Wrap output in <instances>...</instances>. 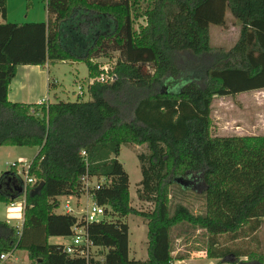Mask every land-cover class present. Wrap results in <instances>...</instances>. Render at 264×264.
Instances as JSON below:
<instances>
[{
  "label": "trees",
  "instance_id": "obj_1",
  "mask_svg": "<svg viewBox=\"0 0 264 264\" xmlns=\"http://www.w3.org/2000/svg\"><path fill=\"white\" fill-rule=\"evenodd\" d=\"M44 1L46 23H0V148L37 149L27 171L33 184L17 163L0 173V203L25 193L21 227L0 220V255L23 251L31 264H172L203 251L217 264H264L258 242L239 245L264 221V135L212 136L210 116L214 97L264 90V0H153L146 8L139 0ZM226 10L240 24L238 38L227 51L213 49L209 26L223 27ZM66 36L85 43L81 53L64 46ZM98 59L115 60L113 82L89 83L101 73ZM66 61L85 64L88 101H8L17 66ZM121 146L145 148L136 154V194L149 211L130 204ZM83 179L98 183L88 189L103 208L98 223L56 212L58 197L85 194ZM174 189L197 197L200 212L173 203ZM129 215L145 222V260L128 256ZM74 226L94 248L88 258L47 242L71 238ZM179 226L196 246L173 256L170 233Z\"/></svg>",
  "mask_w": 264,
  "mask_h": 264
},
{
  "label": "rangeland",
  "instance_id": "obj_2",
  "mask_svg": "<svg viewBox=\"0 0 264 264\" xmlns=\"http://www.w3.org/2000/svg\"><path fill=\"white\" fill-rule=\"evenodd\" d=\"M23 1V2H21ZM34 4L33 13L37 19L45 18V1L44 0H30ZM153 0H139L141 8H146L151 5ZM29 0H9L8 11L12 18L20 20L17 22L26 23V12L29 10L26 7ZM31 13V12H30ZM140 21V20H139ZM225 25L223 27L210 25L209 26V45L213 49H220L227 51L236 42L239 34L240 24L235 20L228 10L224 15ZM87 28L90 27L87 25ZM79 34L84 28H78ZM86 31V30H84ZM90 39H87L89 41ZM63 44L69 50H73L76 53H81L82 48L85 46L76 41L75 37L66 36L62 39ZM98 63L105 65L109 72L113 71V65L115 60L98 59ZM43 80L47 78L50 84L55 82V86L47 90L44 84V91L38 97V100L32 101L33 103H40L42 101L55 103L64 102L71 103L76 102L79 99V95H83V101H88L90 98L87 94V77L88 70L82 62H56L50 64L49 68L43 69ZM48 82V81H47ZM91 83V82H90ZM81 93V94H80ZM42 98V99H41ZM211 119H212V136L225 137V136H248V135H264V90L252 91L247 93H241L233 97H214L211 102ZM11 151H26L23 157H19ZM35 148H23V147H3L0 148V173L9 170V166L21 159L25 163H30L32 155L35 153ZM145 148L135 146H121L120 154L117 157L119 163L122 164L124 170L128 175L129 182V195L131 206L138 211H149L151 206L146 202L138 200L136 184L140 181L141 175L139 170V163L136 154L144 153ZM18 164V163H17ZM19 165V164H18ZM21 171L20 166H18ZM96 181L93 179L90 181V187H94ZM176 195L172 202H181L193 212L199 213L202 209V202L193 194L187 193L184 196L180 195L176 189ZM59 208L57 213H64V205H68L72 210V215L81 219L86 211V205L90 203L85 195L79 198L73 196L58 197ZM20 202L17 201V204ZM6 206L4 203H0V220L4 221V214ZM8 207V206H7ZM20 208V206H19ZM129 227L128 233V256L130 259L145 260L146 259V226L142 218L136 215H129L122 220ZM12 224H15L12 221ZM13 227V226H12ZM17 228V227H15ZM183 227H175L172 229L171 241L173 246V256L178 254H184L192 246L186 244L182 239ZM48 244H64L68 245L72 242V237L48 238ZM261 246V250L264 251V221L260 229L257 231L254 240L240 241L241 246H250L255 248ZM201 243L198 247L201 248ZM196 245L192 246L195 247ZM188 259L183 261H172V264H217L213 260L207 259L203 251L187 252ZM186 255V254H185ZM1 264H31L27 258V255L23 251L14 252L13 255Z\"/></svg>",
  "mask_w": 264,
  "mask_h": 264
},
{
  "label": "crops",
  "instance_id": "obj_3",
  "mask_svg": "<svg viewBox=\"0 0 264 264\" xmlns=\"http://www.w3.org/2000/svg\"><path fill=\"white\" fill-rule=\"evenodd\" d=\"M8 7H9V0H6V19L4 22L0 19V23H24V22H17L20 20L12 18L9 14ZM28 9L29 10L26 12V16H25L26 23H46L48 19L47 12L45 13V18L37 19L33 13L34 4L30 0H29ZM45 68H49V65L47 64L45 66H17L15 76L8 85V90H7L8 101L12 103L34 104L32 101L34 100L37 101L41 93L45 92L44 84L46 86V83H47V90L49 92L50 89L49 86L50 85L51 87L55 86V82L52 81L53 83L50 84V81L47 80V78L45 79V81L43 80V74H44L43 69ZM47 103L50 102L47 101ZM6 150H10V149H6ZM35 150L36 151H34L35 153L32 155V159L37 154V149ZM24 152L26 151H19V150L16 152L11 151V153H15L19 157H23ZM15 163L21 164L24 162L21 159H19ZM7 206L5 209L4 221H6L9 225L13 227L20 228L22 225V208H19L20 206L19 204H15L13 207H10V204ZM12 221L15 224H12ZM213 261L214 263L218 262V260H213Z\"/></svg>",
  "mask_w": 264,
  "mask_h": 264
},
{
  "label": "built area",
  "instance_id": "obj_4",
  "mask_svg": "<svg viewBox=\"0 0 264 264\" xmlns=\"http://www.w3.org/2000/svg\"><path fill=\"white\" fill-rule=\"evenodd\" d=\"M47 65V64H46ZM101 73L100 75L95 79L91 80L90 82L92 83L93 81L100 82V83H110L113 82L115 79V76L109 72V70L105 67V65H100L99 67ZM44 102V101H42ZM40 102V103H42ZM81 155L84 156V152H81ZM14 164V163H13ZM11 164V165H13ZM19 166L21 168V171L18 169L19 175L22 177V179L25 181V183L28 184H33V181L31 178L27 177V171L29 169L30 163H19ZM84 180V186H85V196L87 199L90 201L89 204L86 205V211L84 212L83 216L81 217L84 221L85 224L87 223H98L99 221L102 220L103 217V208L97 206L94 204L91 200V197L88 195V189H91L93 187H90V181L87 179ZM93 180V179H92ZM102 183V181H100ZM99 182V184H100ZM95 188L98 187V183H95L94 185ZM24 197L25 193L22 195V197L19 200V205L20 208H23L24 205ZM16 202L11 203L10 207H13ZM64 213L65 214H71L72 215V210L69 208L68 205L64 206ZM73 236H72V242L68 245H65L64 251L66 254L72 256V257H85L88 258V254L92 253L94 251V248L92 247V244L85 232L84 227H78L74 226L72 228ZM9 254H1L0 255V264L2 261H5L8 259Z\"/></svg>",
  "mask_w": 264,
  "mask_h": 264
},
{
  "label": "water",
  "instance_id": "obj_5",
  "mask_svg": "<svg viewBox=\"0 0 264 264\" xmlns=\"http://www.w3.org/2000/svg\"><path fill=\"white\" fill-rule=\"evenodd\" d=\"M42 187H43V182L38 183V185L30 192V196L37 194L42 189Z\"/></svg>",
  "mask_w": 264,
  "mask_h": 264
}]
</instances>
